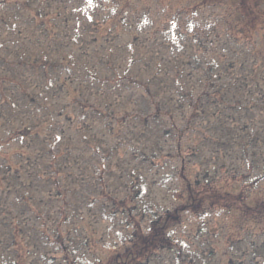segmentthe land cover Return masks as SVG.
I'll return each instance as SVG.
<instances>
[{
  "label": "rangeland",
  "instance_id": "obj_1",
  "mask_svg": "<svg viewBox=\"0 0 264 264\" xmlns=\"http://www.w3.org/2000/svg\"><path fill=\"white\" fill-rule=\"evenodd\" d=\"M0 112V264H264V0H4Z\"/></svg>",
  "mask_w": 264,
  "mask_h": 264
},
{
  "label": "trees",
  "instance_id": "obj_2",
  "mask_svg": "<svg viewBox=\"0 0 264 264\" xmlns=\"http://www.w3.org/2000/svg\"><path fill=\"white\" fill-rule=\"evenodd\" d=\"M148 244H150L149 241L144 242V245H145V246H148Z\"/></svg>",
  "mask_w": 264,
  "mask_h": 264
}]
</instances>
